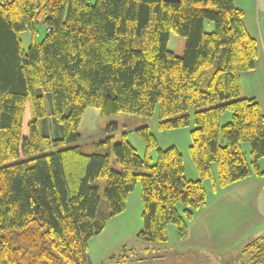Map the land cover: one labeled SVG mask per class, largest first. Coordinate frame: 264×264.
<instances>
[{
	"label": "trees",
	"instance_id": "obj_1",
	"mask_svg": "<svg viewBox=\"0 0 264 264\" xmlns=\"http://www.w3.org/2000/svg\"><path fill=\"white\" fill-rule=\"evenodd\" d=\"M242 18L233 0H0V264H90L88 241L124 212L137 182L136 237L164 243L169 225L177 240L187 236L206 203L204 180L215 189L264 177V115L255 98L241 95L240 73L257 57ZM38 21L46 28L41 41ZM171 33L185 40L181 56L168 49ZM87 108L104 118L157 112L160 130L192 120L188 151L198 179L186 178L182 154L160 149L147 126L135 130L142 157L125 133L113 144L95 142L106 152H85L78 126ZM116 129L112 122L106 132ZM25 156L32 157L6 164ZM243 255L262 261L264 235Z\"/></svg>",
	"mask_w": 264,
	"mask_h": 264
},
{
	"label": "crops",
	"instance_id": "obj_2",
	"mask_svg": "<svg viewBox=\"0 0 264 264\" xmlns=\"http://www.w3.org/2000/svg\"><path fill=\"white\" fill-rule=\"evenodd\" d=\"M233 1L235 6L242 11L243 25L249 36L255 40L257 47L254 68L240 73L241 95L246 98H255L264 115V0ZM205 29L210 32L213 26L205 23ZM179 43V38L176 36L171 38V34L169 35V51L176 54L175 50ZM96 115L97 120H94ZM100 121L102 123L103 119H100V112L97 114V110L85 113L78 129L81 141L85 135L95 137L90 142L91 144L97 140H102L100 139L102 138L99 128ZM85 129L88 132L83 134ZM98 130L99 134L97 133ZM248 149L249 146L244 144L243 150L246 155L249 153ZM213 174L216 178L214 168ZM186 178L196 180L197 177ZM217 188L219 187L212 191L213 194L210 197L207 196L206 192L205 206L198 210L193 219L188 222V232L185 238L177 240L175 232L169 230L167 231L168 239L164 243L142 241L143 252L151 251L158 258L170 251L194 257L197 254V256H203L206 259L217 254L213 258L217 261L219 254L236 250V247L241 246L242 241L244 242L242 236L246 232H248L245 234L247 237L252 236V241L263 236L262 226L258 225L264 222V177H251L225 188Z\"/></svg>",
	"mask_w": 264,
	"mask_h": 264
},
{
	"label": "rangeland",
	"instance_id": "obj_3",
	"mask_svg": "<svg viewBox=\"0 0 264 264\" xmlns=\"http://www.w3.org/2000/svg\"><path fill=\"white\" fill-rule=\"evenodd\" d=\"M93 2L94 0H89L90 4H92ZM206 23H209L211 27L213 26L212 22L210 21H206ZM35 29L38 41L42 40L45 34L43 22L40 21V23L35 26ZM31 36L32 33L29 30H26L20 34L22 46L25 50L30 44ZM173 36H176V38H179L180 40V43L175 51L176 55L181 56L184 53L185 40L184 38L171 33V38ZM46 107L49 112V104L47 102V99ZM93 110H97L98 114L99 111L97 108H87L85 113L87 114L88 112H91ZM230 115V112H225L222 116L221 123L224 124L228 122L230 120ZM100 119H103L102 123L101 121L99 122V128L102 134V138L100 139L103 140L109 137L111 138V142L115 143L120 141L122 139V134L125 133L126 139L136 148L140 156H143L144 154L145 145L138 137L135 130L139 127L147 126L149 132H151L155 136L157 145L160 149H166L170 146H175L177 150H179V152L183 156V162L185 166L184 173H186V177L198 178V173L194 167L188 151V147L190 144L189 131L191 130V128H193L192 120L189 126L185 128L160 130L158 128L157 112L151 117H143L140 115L118 112L105 118L100 115ZM94 120H97V115ZM112 122L117 125V129L113 132H106L107 125ZM87 132L88 130L85 129L83 134H86ZM97 133L99 134V130L97 131ZM94 138L95 137L87 135L83 136L81 147L85 152L91 153L95 151H108L105 147L103 148L101 146H97L96 144H91L90 142ZM109 153L112 168L118 170L119 167L115 162L112 151H110ZM30 157L32 156L17 158L6 162V164L23 161L29 159ZM152 157L154 162L156 160L155 151L152 152ZM214 173L216 177L215 168ZM214 179L216 180V178ZM203 183L207 192V196L210 197L213 194L212 191H214L216 188L214 189L213 183L209 179L204 180ZM104 185L105 179H98L97 186L99 190V214L107 213L109 208L103 196ZM141 210L142 202L140 197V183L137 182L133 191L128 195L124 212L118 216L107 219L105 221L103 230L88 241L87 255L89 257L90 264H264V256L262 261H255L254 263H251L248 262V259H246L243 255L242 249L249 241H252L253 239L252 236L247 237V235H245L248 232H246L242 236L244 242L242 241L241 246L236 247V250H231L230 252L219 254L217 257V261H215V259L213 260V258L216 257L217 254H215L214 257L210 256L208 259H206L203 256H197V254L196 257H194L192 255L184 253L181 254L180 252L175 253L174 251H170L160 258L153 255L151 251L145 253L142 250V240L137 239L136 237V233L141 227ZM258 226H262V230L264 231V222H261ZM174 229L175 228L173 225L168 226V231H174ZM122 247H125L124 251L122 250Z\"/></svg>",
	"mask_w": 264,
	"mask_h": 264
},
{
	"label": "bare ground",
	"instance_id": "obj_4",
	"mask_svg": "<svg viewBox=\"0 0 264 264\" xmlns=\"http://www.w3.org/2000/svg\"><path fill=\"white\" fill-rule=\"evenodd\" d=\"M40 23V21H38V24ZM205 23H206V20L203 22V25L205 26ZM37 24V25H38ZM44 29H46L45 28V26H44ZM37 38V37H36ZM38 40V39H37ZM41 41V40H40ZM87 110V109H86ZM85 110V111H86ZM100 112V111H99ZM101 115V114H100ZM80 124H81V121H80V123H79V126H80ZM46 125L48 126V127H50L51 129L50 130H48V132L49 133H51L52 134V132L55 130V127H54V121H53V119H52V117L50 116L48 119H47V122H46ZM79 126H78V129H79ZM109 138V137H108ZM81 141V140H80ZM80 141H79V145L80 146H82L81 144H80ZM112 143V142H111ZM94 145H95V142L93 143ZM113 144V143H112ZM133 146V145H132ZM134 147V146H133ZM135 148V147H134ZM136 149V148H135ZM137 151V150H136ZM145 151V150H144ZM88 153V152H87ZM92 153V152H91ZM137 154H138V151H137ZM139 155V154H138ZM140 156V155H139ZM142 157V156H141Z\"/></svg>",
	"mask_w": 264,
	"mask_h": 264
}]
</instances>
